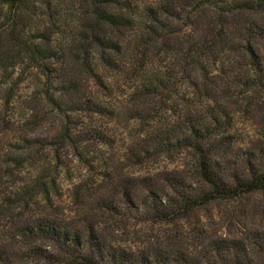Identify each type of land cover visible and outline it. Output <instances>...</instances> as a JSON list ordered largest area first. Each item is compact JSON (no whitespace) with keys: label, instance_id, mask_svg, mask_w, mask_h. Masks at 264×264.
Wrapping results in <instances>:
<instances>
[{"label":"rangeland","instance_id":"obj_1","mask_svg":"<svg viewBox=\"0 0 264 264\" xmlns=\"http://www.w3.org/2000/svg\"><path fill=\"white\" fill-rule=\"evenodd\" d=\"M129 1L175 10L177 17L171 22L177 33L170 45L177 49L199 37L198 25L206 27L217 20L227 24L226 55L216 49L213 56L223 59L217 65L206 59V69L195 72L197 82L211 94L215 89L214 109L229 114L230 118L226 119L225 113L222 118L231 124L227 161L242 168L241 160L249 154L263 156L264 90L245 84L246 78L252 77V66L244 46L250 40L256 42V53L264 65V36L255 37L247 31L251 22L264 25V13L242 10L245 0H218V10L209 6L198 9L200 0ZM64 2L63 7L69 4L78 12L85 0ZM52 4L58 8L57 0ZM35 20L33 33L59 37L54 35L57 29L47 9L39 7ZM64 67L78 89L56 95L61 96V108L48 101L40 72L19 67L13 71L12 81L5 82L0 71V264H56L53 258L60 259L57 246L23 232L38 220L83 228L84 232L89 226L96 227L107 245L134 253L178 249L197 254L212 241L247 242L264 230V211L257 208L260 198L241 206L216 203L176 224L151 219L144 205L150 199L149 186L155 185L160 196L167 188L168 176L196 182L193 153H144V124L132 116L130 106H123L119 119L112 121L73 111L71 107L83 101L85 76L69 63ZM201 74L208 79L199 77ZM21 75L22 82L11 86ZM127 96L118 93L124 102ZM96 129L106 131L109 140L97 138ZM129 195L133 205L127 201ZM110 202L116 212L104 206Z\"/></svg>","mask_w":264,"mask_h":264},{"label":"trees","instance_id":"obj_2","mask_svg":"<svg viewBox=\"0 0 264 264\" xmlns=\"http://www.w3.org/2000/svg\"><path fill=\"white\" fill-rule=\"evenodd\" d=\"M53 1L0 0V71L5 82L12 81L13 71L19 67L25 72L36 70L45 78L48 101L61 108V96L56 95L72 94L78 89L65 74L64 66L69 63L85 76L83 101L71 107L73 111L112 121L119 119L123 106H130L132 116L144 124V153L153 156L191 151L196 182L189 184L168 176L167 188L160 196L155 185L149 186L150 199L144 205L154 221L176 224L216 203L241 206L255 198L261 200L258 210L264 211V151L259 158L254 153L246 156L241 160L242 168L227 161L229 114L214 109L215 89L212 94L200 89L195 74L206 69V59L214 65L223 59L213 56L216 49L226 55L228 27L224 21L202 28L197 24L199 37L177 49L170 45L177 33L171 20L177 13L169 6L85 0L83 10L77 12L69 4L63 7L64 0H57L58 8ZM206 6L218 10V0H200L198 9ZM39 7L49 11L58 38L32 32ZM241 7L264 13V0H245ZM250 25V34L264 36V25L257 21ZM255 45L250 40L244 46L252 66V77L248 76L245 84L264 90V65ZM167 61L171 63L167 65ZM54 73H60L59 77ZM203 76L208 79L205 74L199 77ZM22 80L21 75L11 86ZM121 92L128 93L126 103L118 99ZM106 134L104 130L94 131L97 138L105 141L109 140ZM127 201L134 204L130 195ZM113 203L104 206L116 212ZM23 232L57 246L60 259L46 257L53 258L56 264H264V230L257 231L247 242L212 241L197 254L178 249L134 253L114 248L101 239L100 230L93 226L84 232L83 228L38 220Z\"/></svg>","mask_w":264,"mask_h":264}]
</instances>
